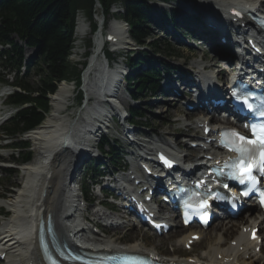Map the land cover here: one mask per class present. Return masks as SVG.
Listing matches in <instances>:
<instances>
[{
    "label": "bare ground",
    "instance_id": "obj_1",
    "mask_svg": "<svg viewBox=\"0 0 264 264\" xmlns=\"http://www.w3.org/2000/svg\"><path fill=\"white\" fill-rule=\"evenodd\" d=\"M246 4H249L252 10L255 8L264 10V3H258V0H203L201 6H198L196 10L189 7L180 10L184 12L183 15H193V17L195 14L202 13L208 23L216 25L214 29L219 31L220 28L219 32L224 30L217 25L219 22L230 25L232 30L237 29L243 32L249 23L247 22L245 26L233 23L228 12L232 5L244 7ZM96 21L98 22V19ZM75 22V35L82 38L86 33L85 21L81 17H77ZM98 24L99 30L93 35L94 47L83 73L82 83L86 101L93 98L94 102L81 107L76 118L68 117L67 114H64V109L67 107V100L72 88L65 83H60L54 93L50 95V110L42 123L27 134V139L33 144L36 155L33 161L21 167V176L14 180L18 189L13 194H9V197L4 201L9 214L7 219L0 223V250L6 254L8 260L6 264H41L37 246L30 235H35V231L34 233L31 231L34 227L36 228L40 220L45 222L48 216L52 221L55 236L60 242H70L71 233L73 231L77 233L86 225L83 222V213L87 209H77L74 206L77 195L73 183L77 181L72 175L78 169L79 162L87 147L89 145L94 146V141L92 144L87 143V141L94 140L87 135V132L95 129L97 131H94V134H97L99 129L107 128L110 118L117 114L120 108L115 100L119 99V102L125 103L124 96L119 91L118 86L121 73L116 69H106L104 59H99L105 44L102 43V34L100 33L103 28V21L98 22ZM126 29V26L120 21L114 19L109 21L107 32L115 37V42L110 43V52L120 49L127 50L132 46L129 37L126 36ZM203 41L210 47L212 63L204 64L206 55L202 54L200 62L195 63L198 67L216 66L219 67V72L224 71L225 67L226 69L233 67V65L228 67L221 62V59H226L224 46L221 44L211 45L206 39ZM75 51L76 49H73V53H76ZM195 64H191L193 69L191 70L196 76L199 70L195 71ZM101 92L105 97H98V93ZM109 92L111 95L108 94ZM178 120L182 119L179 118ZM183 124L198 129L196 122ZM124 130L128 129L124 128ZM200 131V135H196L198 141L203 136V129ZM208 137H212V134H209ZM133 144L135 146L144 145L145 147V144L138 141L133 142ZM168 145L175 152L171 141L168 142ZM206 154L211 155L209 152ZM178 155L180 156L179 152ZM196 156H189L186 159H193ZM195 159L200 161L202 157ZM244 214V217L239 221L236 220V222L227 220L233 221L227 223L218 220L217 232L215 233L207 234L204 230L195 231L184 228V233L175 240L176 248L180 245L184 247L190 235L194 233L200 236L199 239L204 237L206 247L199 254L188 258H175L174 256L170 258H175L183 263L191 260L192 263L196 264L220 262L226 264H264V251L258 254L254 252L255 246L247 239L248 233H243L244 228L255 227V220L258 219L259 236L264 239V214H259L256 206H251ZM92 216L93 220H98L99 210L93 211ZM107 217L110 226L114 228L123 223L118 221L120 217L118 219ZM169 222L171 223V220ZM89 242L88 245L97 251H148L141 243L133 242L125 246H118L115 239L109 235H94Z\"/></svg>",
    "mask_w": 264,
    "mask_h": 264
},
{
    "label": "trees",
    "instance_id": "obj_2",
    "mask_svg": "<svg viewBox=\"0 0 264 264\" xmlns=\"http://www.w3.org/2000/svg\"><path fill=\"white\" fill-rule=\"evenodd\" d=\"M97 1L105 19L111 15L122 19L128 25L129 37L138 45L146 44L150 36L149 28L155 23L148 0ZM95 3V0H0V78L7 80V75H11L17 88L7 98L16 108L3 127L7 138L31 130L42 122L49 109V95L54 93L61 81L79 84L81 68L77 62L67 59L73 42L74 18L77 11H82L94 30L93 15L99 13ZM113 5L121 8L122 13L111 14ZM174 17V13L165 11L161 20L174 22ZM86 43L91 45L90 39ZM148 44L156 50H164L166 54L172 52L171 47L157 39L150 40ZM24 48L37 50V61L31 66L37 77L33 84H29L25 77H18L25 67ZM107 55L110 56L109 53ZM126 64L133 72L126 79L132 98L137 100L139 95L155 94L161 70L154 65L152 58L138 50L127 56ZM81 96V91L77 90V100ZM129 115L134 121L137 118L136 109H131ZM30 156L29 151H24L21 160H28Z\"/></svg>",
    "mask_w": 264,
    "mask_h": 264
},
{
    "label": "rangeland",
    "instance_id": "obj_3",
    "mask_svg": "<svg viewBox=\"0 0 264 264\" xmlns=\"http://www.w3.org/2000/svg\"><path fill=\"white\" fill-rule=\"evenodd\" d=\"M264 2V0H262ZM203 0H197V4H192L191 1H187V2H183L180 0H170L167 3H161V2H157V1H150V5H151V10L153 15H158L164 11H170V10H175L177 11L179 14H183L184 12L181 11V8H186L189 7L190 9L194 8L196 10V8H198V6H201ZM192 11V10H191ZM203 12V11H201ZM187 18H193L192 20H196V19H201L202 18V13L200 14H195V17H193V15H186L184 14ZM182 15V16H184ZM80 16L84 21H85V25H86V31L87 28L89 27V23L88 20H86L85 16L83 17V15H77ZM99 20H101V18H98ZM108 21H111L108 20ZM109 23V22H107ZM106 28V26H105ZM169 31V34H166V32H160L158 30L157 27L155 26H151L149 28L150 31V37L148 39L152 40L153 38H157L161 41L166 40L167 43L169 44V46L174 49V53L171 56H168L167 54L164 53H160V54H155L154 52L150 53L149 55H151L154 59L156 60H160V61H165L169 64V67H176V68H181L183 70H189L192 69L191 68V64H195L200 62V57L202 56V54L206 55V64H211L212 60L210 59L212 54L209 52L210 49L208 48V46L206 44H202L198 39L195 38V36L189 38V39H179V37L176 36H172V30L171 27L167 28ZM91 36V35H90ZM89 35H86L82 41H80L79 43H77L76 45H73L72 49H71V53L69 56V59L72 61L74 60H78V64L83 61H85L86 63L88 62L89 57L84 56V53L88 52V47L85 43V41L87 39H89L90 37ZM197 36V35H196ZM75 44V43H74ZM73 49H76V53H73ZM78 51V52H77ZM35 52L33 50L30 49H25L23 52V56L25 59V62H29L31 64L36 62V57H35ZM76 54V55H75ZM120 55V54H119ZM122 56V55H120ZM101 57V56H100ZM225 60V59H224ZM224 60H221V62L223 63ZM118 61H121V58L118 59ZM204 63V64H205ZM88 64V63H87ZM196 65V64H195ZM198 66V65H197ZM82 70L84 69V67L81 68ZM86 69V68H85ZM211 69L213 72L218 70V67H213L211 66ZM230 69H226L225 67V71L228 72ZM124 71L127 72V68H124ZM32 70L27 72V76L29 77V82L30 83H35V81L37 80L36 77H34ZM66 85H68V87H72V84L69 83H65ZM59 85V84H58ZM123 86V90H122V94L124 96L125 99V103L122 104L121 103V107L124 109V115H127L126 110L128 108H130L132 105H137L138 106V110L139 112L142 114V119L141 122L142 123H148L149 124V128H143L142 126H137V127H132L133 130L135 132H138V134H145L146 135H152V134H159L160 136H163L164 138H170V139H174V140H184L185 138H187V132L184 131L183 129H185V127L182 125V122H174L173 120L177 118V116H179L180 118L183 117L185 118L183 115H185L184 108L182 106H180L179 104H177L175 101H172V99H167L165 97L159 96L157 98H148L145 97L144 101L140 102V103H135L134 101L130 102L129 99V94H127L126 92V87L124 85ZM10 88H5L4 91H10ZM50 99V97H49ZM74 100V92L71 91L70 93V97L67 100V108H69L71 105L72 108H69L65 111V113L67 114H72L75 115L78 112V108L76 107V102L73 103ZM88 104L91 103V101H87ZM78 105H80V103H77ZM50 105V104H49ZM1 111H0V124L7 118V116L11 113V111L6 107V106H0ZM50 109V108H49ZM47 115V114H46ZM195 115V114H194ZM194 115H192L194 117ZM189 122V121H188ZM110 125L112 126V130L109 131V133H107V137L110 139H114L117 138L118 139V144H120V141L125 140L127 137H125L124 135L121 134V129L122 127L115 122L114 124L110 123ZM194 127V126H192ZM195 128V127H194ZM193 130V129H192ZM133 131V132H134ZM128 137H131L130 135H128ZM23 140H27V135L26 136H22L21 137ZM5 142L2 141V134L0 133V145H4ZM29 145H30V151H31V156L32 159H34L36 152L34 149L33 144L31 143V141H29ZM186 152V151H185ZM184 154V152H182ZM9 155L11 160L15 161L16 158L18 159L19 156H12L10 151H6V150H0V157L4 158V156ZM31 159V160H32ZM4 160V159H3ZM10 163H3L1 162L0 164V169H8L10 168L11 165H9ZM85 166H84V161H82V163L79 166V169L75 172V177L78 179L81 174L82 171L84 170ZM20 171L15 169L14 173L11 174H7V175H3L2 178L0 179V195L2 193H4L6 190H10V192L7 194L9 197V194H13L14 192H11V190H17V188L15 187L16 185H13V183H11L12 185L10 186V188L8 186H6V178H11L12 182H14L15 179H19L20 177ZM80 184L82 186H84L86 184V182H84L83 180L79 181ZM78 182V183H79ZM78 183L76 184V186L78 185ZM16 184V183H15ZM75 185V183H73V186ZM86 186V185H85ZM8 187V188H6ZM75 187V186H74ZM4 200L6 199H0V212H6L7 211V207L4 205ZM4 205L3 208H1ZM90 209H98V207L93 208L92 206L88 207ZM87 211H89V209H87ZM90 213V212H89ZM245 215V214H244ZM244 215L242 217H240L239 219L237 218V221L241 220ZM90 216V214H89ZM7 219L6 218H0V222L5 221ZM124 221V220H123ZM173 221V225H175L177 222ZM219 221L215 220L211 225L210 228L205 230V232L208 233H215L217 232L216 230V224H218ZM225 222H233V221H225ZM236 222V221H234ZM133 227L132 228H117L115 230H110L109 235L111 238H114L116 241V244L121 245V246H125L128 244H131L133 242L135 243H141L143 244L147 249H155L157 250L159 253L163 254L164 256H189L191 254H199L201 250L205 249L206 247V240L203 239L204 237H202V239L198 242L195 243L192 247L191 251H186L184 250L181 246H179L178 248H176L175 246V240L177 238H179L181 235L180 233L182 232L181 230L178 231L177 233H174V230L172 229L168 234H164L159 236H156L155 234L151 233L149 230L143 228L142 226L132 223ZM114 227H112L113 229ZM177 228V227H176ZM219 229V228H218ZM184 231V230H183ZM204 232V233H205ZM219 232V230H218ZM177 237V238H176Z\"/></svg>",
    "mask_w": 264,
    "mask_h": 264
},
{
    "label": "snow or ice",
    "instance_id": "obj_4",
    "mask_svg": "<svg viewBox=\"0 0 264 264\" xmlns=\"http://www.w3.org/2000/svg\"><path fill=\"white\" fill-rule=\"evenodd\" d=\"M242 99L243 103L251 109L252 105L248 102V97L244 96ZM261 115H264V112H262ZM252 134L255 139H250L244 134L237 132L235 129H230L222 133V142H224V146L239 153V157L233 167L239 169L241 183L244 182V177H247L252 183H257V178L253 175L254 171H259L261 176L264 177V126L261 127L259 134L255 126H253ZM161 159L164 160L166 165L171 166V162L166 160L163 156ZM247 194L248 192L244 193V195ZM261 197V202L264 203V193H261ZM253 238L255 239L254 234Z\"/></svg>",
    "mask_w": 264,
    "mask_h": 264
}]
</instances>
